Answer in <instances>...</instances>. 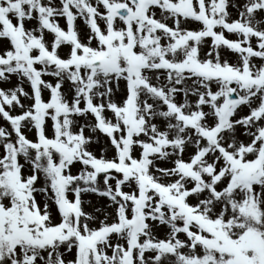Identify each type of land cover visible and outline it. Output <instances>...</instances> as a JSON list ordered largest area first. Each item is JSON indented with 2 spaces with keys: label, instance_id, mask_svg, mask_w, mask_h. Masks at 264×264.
Segmentation results:
<instances>
[{
  "label": "snow or ice",
  "instance_id": "obj_1",
  "mask_svg": "<svg viewBox=\"0 0 264 264\" xmlns=\"http://www.w3.org/2000/svg\"><path fill=\"white\" fill-rule=\"evenodd\" d=\"M0 264H264V0H0Z\"/></svg>",
  "mask_w": 264,
  "mask_h": 264
}]
</instances>
